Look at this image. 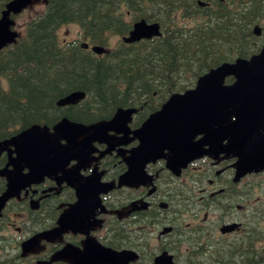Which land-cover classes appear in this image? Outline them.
<instances>
[{
	"label": "flooded vegetation",
	"instance_id": "1",
	"mask_svg": "<svg viewBox=\"0 0 264 264\" xmlns=\"http://www.w3.org/2000/svg\"><path fill=\"white\" fill-rule=\"evenodd\" d=\"M37 2L43 5V11L48 6V0ZM120 2L116 13L121 17L124 15V19H132L134 12L127 4L140 0ZM142 7L138 5L134 8L141 11ZM129 34L122 38L116 35L118 38L114 46L110 38L107 53ZM80 47L90 50V47ZM234 81L235 78L231 82ZM135 108L136 113L125 126L121 125L119 131L108 132L109 141H93L78 157L71 158L66 166L25 181L19 193L11 197L2 210V236L18 246L22 256V243L56 227L61 216L80 201L81 193L83 197L89 196L85 199L90 207L94 205L95 208L89 227L68 229L55 241L42 240L36 252L23 258H30L39 264L47 262L67 245L83 252L87 248L85 243L90 239L107 251L133 252L127 264H154L156 257L164 252L173 255L174 264H185L189 257L196 255L205 264H212L223 256L238 258L241 252V257H246L245 252L250 254V261L255 257L256 250L262 252L261 257L264 258V168L240 176L239 152L226 148L228 140L221 143L223 148L218 152L205 145V152L189 162L180 173L168 167L166 157L156 161L150 159L145 164L143 179H135L132 184L121 183L130 170L128 160L132 150L141 143L137 131L155 112L143 118V106ZM116 112L117 109L109 111V115L98 119H71L92 124L110 120ZM63 117L68 116L62 114L55 123ZM12 135H0V142ZM202 137L203 134H198L195 140ZM65 143L62 142L63 145ZM165 153L169 151L165 150ZM16 157L14 145L5 149L0 146V171L6 173L0 174V197L8 189L7 172L12 174L15 163L21 165L22 175H29L31 171V165L19 162ZM97 191L98 204L91 200ZM167 227L172 230L163 233ZM55 263L69 264L66 260L52 264Z\"/></svg>",
	"mask_w": 264,
	"mask_h": 264
},
{
	"label": "trees",
	"instance_id": "2",
	"mask_svg": "<svg viewBox=\"0 0 264 264\" xmlns=\"http://www.w3.org/2000/svg\"><path fill=\"white\" fill-rule=\"evenodd\" d=\"M8 1L0 0V14ZM198 1L128 2L134 17L124 19L116 13L120 0H48L42 13L26 20L17 42L0 51V135L36 123L52 125L62 114L98 119L120 107L143 106L145 118L173 93L195 86L210 69L262 49L264 0H201L203 6ZM138 5L141 11L134 8ZM142 18L159 22L163 35L135 44L121 39L103 55L82 49L81 41L63 42L59 35L63 25L77 24L82 40L106 47ZM256 25L262 26L260 36L254 33ZM74 90L87 92L86 99L78 106L58 107L57 100ZM261 253L256 250L250 261V254L241 257V252L212 264H264ZM0 264L39 263L23 258L18 246L0 237ZM185 264L205 263L196 255Z\"/></svg>",
	"mask_w": 264,
	"mask_h": 264
},
{
	"label": "water",
	"instance_id": "3",
	"mask_svg": "<svg viewBox=\"0 0 264 264\" xmlns=\"http://www.w3.org/2000/svg\"><path fill=\"white\" fill-rule=\"evenodd\" d=\"M35 1L10 0L6 4L0 16V50L15 43L20 36L17 30H13L15 20L12 15L22 13ZM199 4L205 5L201 0ZM254 33L261 35L262 26L256 25ZM161 35L158 22L148 23L142 19L135 23L129 37H125V41L133 43ZM82 45L89 46L87 42ZM92 50L97 54L106 52V48L102 45H94ZM228 77H234L235 81L227 83ZM86 96L83 90L72 91L59 98L57 105L60 107L76 105ZM136 111V108L122 107L112 119L92 124L76 122L64 117L52 129L48 125L33 124L1 141L2 149L14 145L17 151L16 159L31 165V171L29 175H22L21 165L15 163L13 175H7L8 189L0 197V217L7 201L19 193L25 181L38 175L50 174L66 166L71 158L78 157V154L90 147L93 141H108V132L119 131V127L125 126ZM137 133L141 143L132 150V156L128 160L130 170L121 179V183L132 184L135 179L138 181L143 179L145 164L150 159L156 161L166 157L168 167L180 173L189 162L205 152V145L218 152L223 148L221 143L225 140H228L227 149H235L234 151L239 152L240 176L248 171L264 168V47L250 58L239 57L234 61L223 62L201 75L195 87L172 94L159 110L145 120ZM198 134H203V137L196 141L195 137ZM63 141H66L64 145ZM165 150L169 153L166 154ZM0 174L6 173L0 171ZM97 192L93 193V196L90 195L92 202H97L99 195ZM79 196L80 201L61 216L56 227L40 232L22 243V256L36 252L42 240L55 241L68 229L89 227L95 208L94 205L90 207V203L86 200L89 196L83 197L81 193ZM171 230V227H167L163 233ZM94 242L96 241L90 239L82 254L73 251L80 256L78 261L75 262L73 259L66 261L69 264H127L132 259L131 251L93 250L97 247ZM60 252L55 253L49 261L40 264L64 260L59 259L62 258L61 256L55 257ZM154 264H174V257L164 252L156 257Z\"/></svg>",
	"mask_w": 264,
	"mask_h": 264
},
{
	"label": "rangeland",
	"instance_id": "4",
	"mask_svg": "<svg viewBox=\"0 0 264 264\" xmlns=\"http://www.w3.org/2000/svg\"><path fill=\"white\" fill-rule=\"evenodd\" d=\"M44 7L43 5L38 2L37 4L35 3L34 5L30 6L27 10H25L22 14L18 15L16 17L17 20V29L21 30L24 32L25 28V22L27 19L42 13ZM59 35L60 39L65 42V41H74L76 38H80V28L77 24H66L61 27L59 30ZM118 36L112 37V46H114V43L117 41ZM110 46V45H108ZM258 196H261V194H257ZM168 232V231H166ZM2 231L0 232V237L2 236ZM202 260V259H201Z\"/></svg>",
	"mask_w": 264,
	"mask_h": 264
},
{
	"label": "bare ground",
	"instance_id": "5",
	"mask_svg": "<svg viewBox=\"0 0 264 264\" xmlns=\"http://www.w3.org/2000/svg\"><path fill=\"white\" fill-rule=\"evenodd\" d=\"M110 139H108V141H109ZM7 175L8 176H10V171L9 172H7ZM80 218V217H79ZM88 244H89V242H86L85 243V246L87 247L88 246ZM94 250H98V251H102V247H99V246H97V247H94ZM77 253V254H82L79 250H77V249H74V248H72V247H67L66 249H64L63 251H61L60 253H58V255H56L55 257H58V256H61L62 258H59V259H64V260H69V261H71L72 259L73 260H75V262L76 261H78V259H79V257L80 256H78V255H76L75 253ZM92 253V252H91ZM71 257H70V256ZM54 257V258H55Z\"/></svg>",
	"mask_w": 264,
	"mask_h": 264
}]
</instances>
